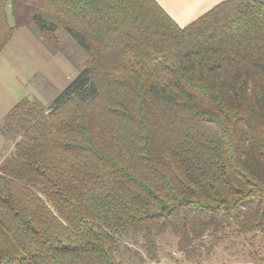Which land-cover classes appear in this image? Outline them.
<instances>
[{
  "label": "trees",
  "instance_id": "1",
  "mask_svg": "<svg viewBox=\"0 0 264 264\" xmlns=\"http://www.w3.org/2000/svg\"><path fill=\"white\" fill-rule=\"evenodd\" d=\"M19 27L85 61L0 123V264H123L122 239L152 260L165 230L186 257L228 228L264 238V0L185 26L155 0H0V52Z\"/></svg>",
  "mask_w": 264,
  "mask_h": 264
},
{
  "label": "rangeland",
  "instance_id": "2",
  "mask_svg": "<svg viewBox=\"0 0 264 264\" xmlns=\"http://www.w3.org/2000/svg\"><path fill=\"white\" fill-rule=\"evenodd\" d=\"M6 12L12 22L8 5ZM24 29L35 44L24 48L13 39L0 54V123L5 109L23 97L36 98L49 105L84 67L83 50L63 30H58L57 35L64 52L49 49L28 28ZM12 147L13 141L5 140L0 134V161L12 153ZM122 240L123 264H264V238L258 232L238 233L228 228L215 247L201 248L196 257H186L177 250L173 234L165 230L157 237V257L152 260L138 242Z\"/></svg>",
  "mask_w": 264,
  "mask_h": 264
},
{
  "label": "crops",
  "instance_id": "3",
  "mask_svg": "<svg viewBox=\"0 0 264 264\" xmlns=\"http://www.w3.org/2000/svg\"><path fill=\"white\" fill-rule=\"evenodd\" d=\"M155 1L164 10V12L167 13L175 23H177V25L185 26V24L193 21L201 14L206 12V10H209L210 8L212 9L214 5H216L217 3L223 0H155ZM24 28L25 27H19L13 31L10 40L7 43H5V47L0 52V54H2V52H4L8 48L9 46L8 44H10V41H12L13 39L16 40L17 44L24 45V48L25 47L27 48L28 44L31 45L35 44L34 43L35 41L31 37H29V34L27 33V31H24L25 30ZM11 63L14 64V62H10V64ZM10 107H8V109ZM8 109L7 108L5 109L3 116L6 114Z\"/></svg>",
  "mask_w": 264,
  "mask_h": 264
}]
</instances>
